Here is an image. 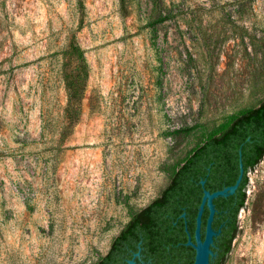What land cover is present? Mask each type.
<instances>
[{"label": "rangeland", "instance_id": "1", "mask_svg": "<svg viewBox=\"0 0 264 264\" xmlns=\"http://www.w3.org/2000/svg\"><path fill=\"white\" fill-rule=\"evenodd\" d=\"M89 75L59 141L72 36ZM264 98V0H0V264H95L205 130ZM225 264H264V157Z\"/></svg>", "mask_w": 264, "mask_h": 264}, {"label": "trees", "instance_id": "2", "mask_svg": "<svg viewBox=\"0 0 264 264\" xmlns=\"http://www.w3.org/2000/svg\"><path fill=\"white\" fill-rule=\"evenodd\" d=\"M130 0H119L126 13ZM60 75L66 104L60 117L59 141L70 135L80 115L89 75L83 49L73 35L63 51ZM205 130L204 139L177 164L166 185L146 206L131 213L95 264H193L196 218L204 191L214 193L234 186L240 164L242 177L232 195L213 199V237L209 264H225L238 233L237 216L246 201L247 173L264 157V98L257 104L225 116ZM203 182V184H202ZM209 210L200 217L204 240Z\"/></svg>", "mask_w": 264, "mask_h": 264}, {"label": "water", "instance_id": "3", "mask_svg": "<svg viewBox=\"0 0 264 264\" xmlns=\"http://www.w3.org/2000/svg\"><path fill=\"white\" fill-rule=\"evenodd\" d=\"M241 177H242V166L240 164L239 177L234 186L225 188L221 191H217L214 193H209L207 191H204L202 201L199 206L197 218H196L194 243L190 241V238L188 239V242H187V245L193 247V249L195 250V259H194L193 264H209V257L212 255L210 251V246L212 244L213 237L216 236V233L211 229V221H212V218L215 212L212 201L213 199L217 197H226L228 195H232L237 189V186L241 180ZM204 205H207L208 207L209 217L207 220L205 237H204V240L201 241L200 239V217H201ZM129 264H133V262H129Z\"/></svg>", "mask_w": 264, "mask_h": 264}]
</instances>
